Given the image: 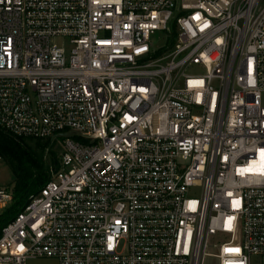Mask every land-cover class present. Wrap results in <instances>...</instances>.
I'll use <instances>...</instances> for the list:
<instances>
[{
    "label": "built area",
    "instance_id": "1",
    "mask_svg": "<svg viewBox=\"0 0 264 264\" xmlns=\"http://www.w3.org/2000/svg\"><path fill=\"white\" fill-rule=\"evenodd\" d=\"M263 94L264 0H0V127L62 146L0 264H264Z\"/></svg>",
    "mask_w": 264,
    "mask_h": 264
},
{
    "label": "trees",
    "instance_id": "2",
    "mask_svg": "<svg viewBox=\"0 0 264 264\" xmlns=\"http://www.w3.org/2000/svg\"><path fill=\"white\" fill-rule=\"evenodd\" d=\"M25 139L13 136L0 127V158L16 177L14 202L0 216V226L11 221L25 207L29 198L39 192L51 177L44 154L30 147ZM57 167L58 164L55 163L54 168Z\"/></svg>",
    "mask_w": 264,
    "mask_h": 264
},
{
    "label": "rangeland",
    "instance_id": "3",
    "mask_svg": "<svg viewBox=\"0 0 264 264\" xmlns=\"http://www.w3.org/2000/svg\"><path fill=\"white\" fill-rule=\"evenodd\" d=\"M264 100V94H263ZM25 142L38 151L43 153V157L46 160L49 168H54L55 163L58 164L59 155L62 150L61 143L59 141L39 140L26 138ZM16 177L14 176L11 168L0 158V185L9 186L15 188ZM27 264H59L55 258H32L27 261Z\"/></svg>",
    "mask_w": 264,
    "mask_h": 264
}]
</instances>
